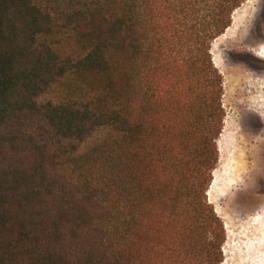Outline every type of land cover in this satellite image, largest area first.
Returning <instances> with one entry per match:
<instances>
[{"label": "trees", "instance_id": "16d2710c", "mask_svg": "<svg viewBox=\"0 0 264 264\" xmlns=\"http://www.w3.org/2000/svg\"><path fill=\"white\" fill-rule=\"evenodd\" d=\"M247 1L78 0L55 13L0 0V124L62 79L80 93L44 108L59 142L0 133V264H222L212 46ZM97 129L115 135L101 147L106 183L62 170L64 141Z\"/></svg>", "mask_w": 264, "mask_h": 264}, {"label": "rangeland", "instance_id": "374dc122", "mask_svg": "<svg viewBox=\"0 0 264 264\" xmlns=\"http://www.w3.org/2000/svg\"><path fill=\"white\" fill-rule=\"evenodd\" d=\"M33 1L55 13L72 8L78 2ZM230 28L227 35L234 34L235 37L232 40L221 37L212 46L214 62H218L215 65L223 76L225 118L217 141L219 159L208 199L225 224L222 264H264V119L256 112L264 106V70L256 65L261 61L264 66V0H248L235 12ZM48 40L61 51L77 50L75 41L64 33H55ZM240 56L247 60H241ZM79 95L78 85L72 77L62 79L43 91L37 109L18 112L1 123L0 133L59 142L60 137L45 121L44 108L51 102L77 99ZM246 114L255 120V135H248L247 141L242 137L247 134L241 132L249 129ZM114 137L107 129H97L84 137L65 140L66 157L62 170L78 179H97L106 183L110 178L109 167L104 164L108 162V154L101 147ZM241 163H245L244 170L240 169Z\"/></svg>", "mask_w": 264, "mask_h": 264}, {"label": "bare ground", "instance_id": "6f19581e", "mask_svg": "<svg viewBox=\"0 0 264 264\" xmlns=\"http://www.w3.org/2000/svg\"><path fill=\"white\" fill-rule=\"evenodd\" d=\"M230 30H231V28H229V29L227 30L226 34L222 35L221 37H224V39H226V37H227V38H229V39L232 40V37H235L234 34H232V35H231V34H230V35H227V33H228ZM229 33H230V32H229ZM229 33H228V34H229ZM241 36H243V35H241ZM244 36H245V35H244ZM221 37H219V38H221ZM219 38H218V39H219ZM242 38H244V37H242ZM242 40H243V39H242ZM217 46H218V45H217ZM214 47H215V46H214ZM216 50H217V49H216ZM261 53H262V52H261ZM215 62H217V61H215ZM221 62H222V61H221ZM217 63H218V62H217ZM219 64H220V60H219ZM219 66H220V65H219ZM253 84H254V81H253ZM251 85H252V84H251ZM251 85H250V86H251ZM250 86H249V87H250ZM252 86H253V85H252ZM254 86H255V85H254ZM257 86H258V85H257ZM257 86H256V87H257ZM247 87H248V86H247ZM256 87H255V88H256ZM252 88H253V87H252ZM252 88H251V90H252ZM249 89H250V88H248V90H249ZM255 90H257V89H255ZM261 90H262V89H261ZM252 91H253V90H252ZM252 91H251V92H252ZM246 92L248 93V91H246ZM247 93H246V94H247ZM248 94H249V93H248ZM251 94H252V93H251ZM249 98H250V97H249ZM252 98H253V95H252ZM246 100H248V98H247ZM249 100H250V99H249ZM251 101L253 102L254 100H251ZM255 103H256V102H255ZM255 103H253V104H255ZM257 104H258V103H257ZM257 104H256V105H257ZM255 107H256V106H255ZM257 109H258V108H257ZM256 112L260 113V114H261L260 116L262 117V119H264V106H262L261 108H259L258 111L256 110ZM258 113H257V114H258ZM246 115L249 116L248 123L246 124V125L248 126V127H247V126H246V127L249 128V129H248L247 131H246L245 129H243V131H241V132L244 133V134H245V133L247 134L246 136H244V135L242 136V137L246 138L245 140L247 141V140H249V139H248V138H249L248 135H253V136L255 135V127H254V122H255V120H254V118L251 117L249 114H246ZM243 117H244V116H243ZM245 119H247V118H245ZM242 122H243V120H242ZM243 123H244V122H243ZM243 125H244V124H243ZM243 125H241V126H243ZM242 128H243V127H242ZM241 132H240V133H241ZM240 135H241V134H240ZM250 137H251V136H250ZM250 139H251V138H250ZM242 159H244V158H242ZM244 164H245V163H241V166H240V169H241V170H244V168H245V167L243 166Z\"/></svg>", "mask_w": 264, "mask_h": 264}, {"label": "flooded vegetation", "instance_id": "af4514ba", "mask_svg": "<svg viewBox=\"0 0 264 264\" xmlns=\"http://www.w3.org/2000/svg\"><path fill=\"white\" fill-rule=\"evenodd\" d=\"M239 58H240L241 60H244V61L247 60V58H244V57H242V56H240ZM261 63H262L261 61H257V64H256V65H257V68H258V69H261V70H264V66H262Z\"/></svg>", "mask_w": 264, "mask_h": 264}]
</instances>
